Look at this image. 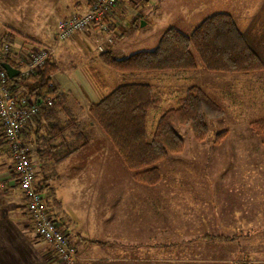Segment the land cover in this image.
Listing matches in <instances>:
<instances>
[{
	"label": "crops",
	"instance_id": "obj_1",
	"mask_svg": "<svg viewBox=\"0 0 264 264\" xmlns=\"http://www.w3.org/2000/svg\"><path fill=\"white\" fill-rule=\"evenodd\" d=\"M87 4L88 0H0V31L12 29L17 38L23 36L30 44L52 40L58 22L83 11ZM259 8L242 27L229 14L264 62V6ZM114 11L103 20L111 29L116 22ZM102 27L93 24L82 33L99 34ZM105 47L111 49L110 44ZM261 73L264 70L255 72V79ZM54 75L52 82L61 100L29 119L22 136L35 184L42 185L43 202L77 248L78 258L70 264H257V259L240 260L239 235L258 233L263 236L264 264V210L256 212L252 184L256 176L248 172V167L256 170L255 164L232 163L214 172L211 181H172L187 188L184 194L172 184L161 189L159 183L143 186L130 180H119L116 185L100 181L110 148L87 108L104 93L86 99L68 78L70 74L55 80ZM245 77L233 80H247ZM247 89L250 100L264 107V85ZM224 91H229L228 87ZM79 118L97 127L94 134L105 137L96 152H91L85 141L79 144L73 130ZM240 186L246 193L245 204H238L235 195ZM48 189L53 192L50 196ZM0 195V264H67L52 255L48 243L36 238L27 199L2 140ZM257 218H262V225H257Z\"/></svg>",
	"mask_w": 264,
	"mask_h": 264
},
{
	"label": "rangeland",
	"instance_id": "obj_2",
	"mask_svg": "<svg viewBox=\"0 0 264 264\" xmlns=\"http://www.w3.org/2000/svg\"><path fill=\"white\" fill-rule=\"evenodd\" d=\"M261 5L264 6V0H118L113 8L116 22L112 29L107 25L108 30L99 29V34H86L82 33L84 31L82 28L80 29L82 31L78 30L81 33L76 31L60 41H56L54 35L52 40L50 37L47 41L31 44L25 37L15 36L11 45L13 52H22L21 50L25 48L36 50L43 45H53L54 53L51 59L57 63L59 68L55 72L54 80L60 78L59 75L63 77V75L70 74L68 78L73 79L80 94L86 99L96 98V94H103L120 83L132 81L150 83L164 91L170 88L182 91L190 84L201 86L224 110L220 118L210 121L205 140H195L189 128L178 126L184 140L183 149L158 162L160 180L155 184L145 185L132 178L131 171L106 138L107 141H105L108 142L110 151L107 152V164L99 180L112 181L114 185L119 180H130L143 186H155L159 183L158 188L161 189L172 184L184 194L187 188L171 182H187L204 178L211 181L212 174L221 172L227 165L253 163L256 165V170L248 167V172L256 176V181L253 180L252 184L256 191L254 206L257 208L256 212L259 213L264 210V178L262 177L264 174V138L251 131L249 122L257 119V115L264 113L262 111L264 107L250 100L251 92L247 87L259 83L264 85V73L260 74L258 80L255 79L257 75L254 74L264 69L249 73H220L209 72L199 64L197 69L183 72L180 77H176L171 74L162 75L163 73L157 71L120 72L108 67L101 69L96 55L97 51H100L98 47L101 46L104 49L107 44H110L116 55L151 49L166 28L176 27L184 33H189L200 20L215 12L230 13L242 27V24L249 22L250 16L256 13ZM72 9L75 11L74 7ZM2 35L3 32L0 31V38ZM89 53V59L86 60ZM88 65L95 67L100 73V77L105 82V90L97 87L88 71ZM243 76H246L247 80H233V77L242 79ZM226 87L229 91H224ZM233 93L237 94L236 97H232ZM79 120L76 128L73 129L78 133L76 137L79 144L85 141L86 147L91 152H96L102 146L103 138L106 136L94 134L98 132L99 127L97 126V129V127L90 126L85 118H79ZM149 121V129H152L155 121L153 113L150 114ZM222 129H226L227 134L218 143H213L215 133ZM235 189H237L234 194L237 196L238 204H245L246 193L242 192L244 188L240 186ZM256 222H259L257 225L263 224L262 218H257ZM239 238L241 239L239 240L240 260L257 259V264H262L263 244H260L263 240L262 233L254 236L239 235Z\"/></svg>",
	"mask_w": 264,
	"mask_h": 264
},
{
	"label": "trees",
	"instance_id": "obj_3",
	"mask_svg": "<svg viewBox=\"0 0 264 264\" xmlns=\"http://www.w3.org/2000/svg\"><path fill=\"white\" fill-rule=\"evenodd\" d=\"M92 1L88 0V4ZM16 35L18 33L12 29L4 30L1 39L10 44V50L2 59L18 68L11 56V43ZM96 57L100 64L115 71H157L176 77L197 69L199 64L209 72L220 73H249L264 69V62L227 12L204 17L189 33L168 27L151 49L116 55L105 47ZM57 70V63L49 58L39 69L13 77V89L40 101L39 110L47 109L62 98L52 82V74ZM88 71L97 87L105 90V82L95 67L88 65ZM47 98L52 100L42 102ZM87 111L131 171L132 178L145 185L160 180L158 162L183 149L184 140L178 126L189 128L195 140L203 141L207 138L210 121L224 113L222 106L199 85H187L182 91L177 88L164 91L139 81L120 83L105 91L100 99L89 104ZM151 113L155 121L149 129ZM249 127L264 138V117L251 120ZM226 134V129L216 132L212 142L218 143ZM2 141L7 145L5 139ZM35 187L41 192L42 185L35 184ZM48 190L47 196L52 195L53 192Z\"/></svg>",
	"mask_w": 264,
	"mask_h": 264
},
{
	"label": "built area",
	"instance_id": "obj_4",
	"mask_svg": "<svg viewBox=\"0 0 264 264\" xmlns=\"http://www.w3.org/2000/svg\"><path fill=\"white\" fill-rule=\"evenodd\" d=\"M117 2L118 0H93L83 11L61 19L57 24L55 40L68 38L74 32L93 24H100L104 30H108L103 20ZM98 48L103 50L101 46ZM9 50L10 44L0 38V62ZM21 51H12L11 56L18 65L19 73L25 75L39 69L47 59L53 57L54 47L43 45L36 50L25 48ZM11 79L0 65V124L2 125L0 141L5 139L7 142L20 189L27 198V208L36 237L50 245L51 253L56 259L70 264L78 258L77 248L43 203L42 193L35 187L34 167L28 149L22 141L24 126L29 119L38 115L40 101L15 91ZM50 100L52 98L44 99L42 102H50Z\"/></svg>",
	"mask_w": 264,
	"mask_h": 264
},
{
	"label": "water",
	"instance_id": "obj_5",
	"mask_svg": "<svg viewBox=\"0 0 264 264\" xmlns=\"http://www.w3.org/2000/svg\"><path fill=\"white\" fill-rule=\"evenodd\" d=\"M0 65L2 68L5 69V71L7 72V74L9 75V77L13 78L15 77L17 74H19V70L18 68L13 67L12 65H10L8 62L5 61H1Z\"/></svg>",
	"mask_w": 264,
	"mask_h": 264
}]
</instances>
